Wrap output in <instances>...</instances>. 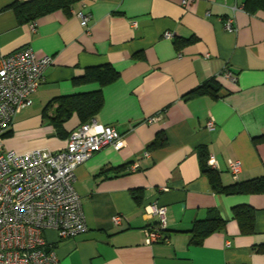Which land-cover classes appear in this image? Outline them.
I'll return each mask as SVG.
<instances>
[{
    "label": "crops",
    "instance_id": "obj_1",
    "mask_svg": "<svg viewBox=\"0 0 264 264\" xmlns=\"http://www.w3.org/2000/svg\"><path fill=\"white\" fill-rule=\"evenodd\" d=\"M15 1L25 0H0V55L29 46L53 61L32 104L14 116L4 146L62 148L81 122L73 114L59 134L49 121L55 98L97 89L104 102L94 117L125 139L121 149L107 145L75 168L87 229L69 238L44 231L61 264H264V192L215 191L198 153L213 157L210 167L223 186L264 176V11L249 12L245 0H79L68 13L37 18L32 28L17 21L9 8ZM78 10L91 15L88 33ZM230 15L234 32L223 27ZM103 64L119 72L117 80L102 87L75 81ZM211 77L221 96H186ZM210 118L213 129L206 127ZM158 132L165 143L150 148ZM229 159L241 162L237 179ZM152 203L165 208L166 240L147 244L144 229L157 226L146 213ZM240 205L254 210L252 233L241 232L233 216ZM212 209L224 225L193 242V223Z\"/></svg>",
    "mask_w": 264,
    "mask_h": 264
},
{
    "label": "built area",
    "instance_id": "obj_2",
    "mask_svg": "<svg viewBox=\"0 0 264 264\" xmlns=\"http://www.w3.org/2000/svg\"><path fill=\"white\" fill-rule=\"evenodd\" d=\"M191 1L181 0V4ZM75 15L88 33L90 13L78 10ZM30 26L33 28L34 23ZM223 27L228 32L236 31L234 17L228 16ZM172 35L171 31L163 33L166 38ZM52 61L50 55H37L29 46L0 55V264H61L54 249L47 245L44 231L54 229L60 238H69L87 229L81 199L73 186L75 168L105 146L117 151L125 143L115 126L91 117L69 132L60 149L32 148L20 152L4 146L3 137L14 116L32 104L31 96ZM223 74L234 79L228 70ZM157 118L158 114L146 121ZM206 127L213 129L212 118ZM207 161L209 166H215L213 157ZM227 164L232 177L237 179L240 160L229 159ZM137 167L134 163L131 168ZM146 213L157 217V226L144 229L145 242L166 240L165 208L152 203L146 207ZM120 219V215H115L112 221L117 223Z\"/></svg>",
    "mask_w": 264,
    "mask_h": 264
},
{
    "label": "trees",
    "instance_id": "obj_3",
    "mask_svg": "<svg viewBox=\"0 0 264 264\" xmlns=\"http://www.w3.org/2000/svg\"><path fill=\"white\" fill-rule=\"evenodd\" d=\"M79 0H25L15 1L9 8L15 14L19 23L33 22L37 18L51 13L57 9L69 12L73 4ZM244 8L249 12L264 11V0H245ZM119 77V72L110 64L87 67L84 74L75 78L76 82H96L101 87L114 82ZM221 84L215 77H211L187 93L188 95L211 94L213 97L221 96ZM58 102L53 116L49 121L53 124L59 134L62 123L68 120L73 114H76L80 122H86L94 117L103 106V95L100 89L84 93L63 95L55 98ZM80 123V124H81ZM69 134V133H68ZM68 136V135H67ZM165 143L163 133L158 132L155 139L149 144V147L161 146ZM201 172L207 176L212 188L217 192L226 193H245V192H264V176L254 178L245 182H236L234 184L223 186L218 178V173L207 163V153L199 148ZM233 216L238 221L241 232L252 233L254 210L249 206H235L232 208ZM224 225V220L211 210L209 217L196 220L190 230L192 232V241L197 242L201 238Z\"/></svg>",
    "mask_w": 264,
    "mask_h": 264
},
{
    "label": "water",
    "instance_id": "obj_4",
    "mask_svg": "<svg viewBox=\"0 0 264 264\" xmlns=\"http://www.w3.org/2000/svg\"><path fill=\"white\" fill-rule=\"evenodd\" d=\"M49 250V248H46V251H48Z\"/></svg>",
    "mask_w": 264,
    "mask_h": 264
}]
</instances>
